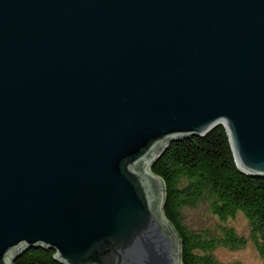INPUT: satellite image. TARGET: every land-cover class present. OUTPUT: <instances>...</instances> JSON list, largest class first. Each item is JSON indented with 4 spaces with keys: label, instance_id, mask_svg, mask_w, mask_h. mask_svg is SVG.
<instances>
[{
    "label": "water",
    "instance_id": "obj_1",
    "mask_svg": "<svg viewBox=\"0 0 264 264\" xmlns=\"http://www.w3.org/2000/svg\"><path fill=\"white\" fill-rule=\"evenodd\" d=\"M218 125L264 178V0H0V264H180L149 167Z\"/></svg>",
    "mask_w": 264,
    "mask_h": 264
},
{
    "label": "trees",
    "instance_id": "obj_2",
    "mask_svg": "<svg viewBox=\"0 0 264 264\" xmlns=\"http://www.w3.org/2000/svg\"><path fill=\"white\" fill-rule=\"evenodd\" d=\"M149 171L163 184L162 213L178 238L180 264H228L217 257L218 249L236 252L249 244L264 261V178L239 169L223 125L171 143ZM239 215L247 234L231 224ZM13 264L62 263L54 250L39 248Z\"/></svg>",
    "mask_w": 264,
    "mask_h": 264
},
{
    "label": "rangeland",
    "instance_id": "obj_3",
    "mask_svg": "<svg viewBox=\"0 0 264 264\" xmlns=\"http://www.w3.org/2000/svg\"><path fill=\"white\" fill-rule=\"evenodd\" d=\"M240 233L247 234V223L242 215H239L234 221H231ZM217 257L224 263H241V264H264L259 257L258 252L252 244L240 251H229L226 249H218Z\"/></svg>",
    "mask_w": 264,
    "mask_h": 264
}]
</instances>
